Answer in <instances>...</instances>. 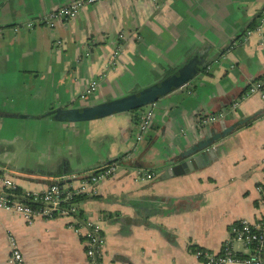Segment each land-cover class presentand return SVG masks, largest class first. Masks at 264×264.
Here are the masks:
<instances>
[{"label": "crops", "instance_id": "1", "mask_svg": "<svg viewBox=\"0 0 264 264\" xmlns=\"http://www.w3.org/2000/svg\"><path fill=\"white\" fill-rule=\"evenodd\" d=\"M73 1L0 0V174L42 193L57 181L79 187L121 160L79 202L103 228L104 264H205L198 249L221 253L233 225L261 215L264 97L249 90L264 77V0H101L55 28L38 21ZM193 60L197 76L151 107L141 142L139 112L79 123L48 115L136 94ZM225 110L215 124H199L203 113ZM240 122L202 150L213 152L208 165L162 178ZM10 236L26 264H88L68 219L30 224L0 210V264H11Z\"/></svg>", "mask_w": 264, "mask_h": 264}, {"label": "built area", "instance_id": "2", "mask_svg": "<svg viewBox=\"0 0 264 264\" xmlns=\"http://www.w3.org/2000/svg\"><path fill=\"white\" fill-rule=\"evenodd\" d=\"M99 1L101 0H75L42 16L38 21L49 28H55L61 22L76 18L85 5ZM35 23L36 21L30 22L24 27L32 29ZM263 24L264 12L261 16V25ZM20 29L17 28L16 31ZM250 34L251 32H248L243 40H247ZM96 89L97 84L93 83L89 91L94 92ZM252 94H260L264 97V77L252 83L249 95ZM153 105L137 110L139 112L137 113V118H139L138 142H141L151 129L153 123L151 107ZM234 106H238V104L235 103ZM227 111L211 115L203 113L199 118V124L202 127L215 124L227 115ZM121 163V160H117L94 170L88 177L81 180L79 187L73 186L72 183L57 181L42 193L23 191L13 177L8 174H0V210L22 215L30 224L37 218L70 220V227L77 232L86 245L88 264H104L106 238L103 228L100 222L93 220L91 216L82 211L76 198L79 195L94 193L98 184L119 172ZM147 177L152 178L150 175ZM69 178L77 180L78 176L72 175ZM258 189L262 195L260 217L254 221L243 219L233 225L230 237L224 243L221 253L216 254L209 250L198 249L196 256L202 259L205 264H264V180L259 184ZM8 241L11 253L10 263L26 264L25 256L17 239L10 236ZM234 243H240L243 246V253H238L234 249Z\"/></svg>", "mask_w": 264, "mask_h": 264}, {"label": "water", "instance_id": "3", "mask_svg": "<svg viewBox=\"0 0 264 264\" xmlns=\"http://www.w3.org/2000/svg\"><path fill=\"white\" fill-rule=\"evenodd\" d=\"M197 69V61L193 60L176 74L158 82L157 84L143 89L136 94H131L110 102L92 106L58 109L53 112L54 119L59 122L68 123L89 122L96 119H103L114 114L129 113L140 110L155 104L159 101V99L187 85L197 76ZM22 117L29 118L27 115H22ZM242 124L243 123L241 122L235 123L227 128L223 133H217L205 140L199 149L192 152L193 158H189L184 164L168 170L162 178L174 177L194 172L195 170L208 165L210 163L208 155L212 156L213 152H202V150L213 146L217 141L232 133Z\"/></svg>", "mask_w": 264, "mask_h": 264}, {"label": "trees", "instance_id": "4", "mask_svg": "<svg viewBox=\"0 0 264 264\" xmlns=\"http://www.w3.org/2000/svg\"><path fill=\"white\" fill-rule=\"evenodd\" d=\"M136 112H137V111H136ZM48 115H49V116H52V115H53V112H52V111L49 112ZM134 120H135V122H136L137 124H139V118L136 117ZM245 124H248V122L245 123ZM85 196H86V195H79V196H77L76 200H77L78 202H81V200H82L83 198H85ZM30 203H31V202H30Z\"/></svg>", "mask_w": 264, "mask_h": 264}, {"label": "rangeland", "instance_id": "5", "mask_svg": "<svg viewBox=\"0 0 264 264\" xmlns=\"http://www.w3.org/2000/svg\"><path fill=\"white\" fill-rule=\"evenodd\" d=\"M134 112H136V111H134ZM238 245H240V243H238Z\"/></svg>", "mask_w": 264, "mask_h": 264}]
</instances>
